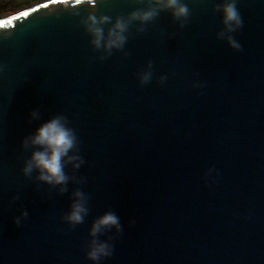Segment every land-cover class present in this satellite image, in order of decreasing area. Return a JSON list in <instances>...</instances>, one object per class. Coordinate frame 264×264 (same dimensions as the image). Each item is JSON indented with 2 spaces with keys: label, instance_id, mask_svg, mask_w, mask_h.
<instances>
[{
  "label": "water",
  "instance_id": "obj_1",
  "mask_svg": "<svg viewBox=\"0 0 264 264\" xmlns=\"http://www.w3.org/2000/svg\"><path fill=\"white\" fill-rule=\"evenodd\" d=\"M185 2L183 28L169 11L144 32L133 22L123 49L103 60L83 18L114 21L146 2L40 0L0 19V264H92L88 230L106 211L122 232L100 236L113 244L101 264H264V0L237 4L239 51L217 38L221 0ZM58 114L84 160L66 165L62 194L21 172L32 151L22 137ZM77 189L89 211L69 228L61 217Z\"/></svg>",
  "mask_w": 264,
  "mask_h": 264
},
{
  "label": "clouds",
  "instance_id": "obj_2",
  "mask_svg": "<svg viewBox=\"0 0 264 264\" xmlns=\"http://www.w3.org/2000/svg\"><path fill=\"white\" fill-rule=\"evenodd\" d=\"M67 5L70 0H59ZM146 2L145 8H137L127 16H116L113 21L108 15H96L90 12L81 21L85 31L90 36V43L96 50H102L100 59H106L110 56L113 49L122 50L128 39L129 26L133 22H138L137 32H144L145 25L156 18L161 11H169L173 20L178 22V27L183 28L188 22L190 10L185 0H139ZM239 0H221L220 3L214 4V10L221 14L223 30L218 32L217 38L226 40L229 47L239 51L241 44L236 40L232 33L238 32L243 26V19L237 7ZM76 3H88L95 6V0H76ZM111 26L105 32L104 25ZM172 34H169L171 37ZM6 70L5 65L0 63V73ZM137 78L141 85L147 84L152 79V62L149 60L144 70L137 73ZM167 77L162 75L160 82L163 83ZM199 86V85H194ZM29 120H39L40 112L33 109L28 114ZM22 150L32 149L28 158L23 160L21 172L23 176L32 178L35 171L34 179L43 182L52 187H57L59 193L67 191L69 176L65 172L66 165H71L73 169H78L83 163V158L78 154V140L76 133L69 126L67 118L63 115H54L48 120L40 123L33 132L22 137ZM71 153V154H70ZM80 183L81 180H75ZM72 202L69 210L61 219L69 226L74 228L76 225L83 223L84 217L88 214V196L85 192L77 189L72 193ZM18 199V197H13ZM28 217V211L21 209L18 216L13 218L17 226L21 225L22 220ZM134 223V221H131ZM114 229L117 234L122 232L120 217L113 211H106L103 215L97 217L88 230L90 239L85 245L86 258L92 264H101V262L113 255V244L108 239H100L104 231Z\"/></svg>",
  "mask_w": 264,
  "mask_h": 264
},
{
  "label": "trees",
  "instance_id": "obj_3",
  "mask_svg": "<svg viewBox=\"0 0 264 264\" xmlns=\"http://www.w3.org/2000/svg\"><path fill=\"white\" fill-rule=\"evenodd\" d=\"M40 0H0V11H14Z\"/></svg>",
  "mask_w": 264,
  "mask_h": 264
},
{
  "label": "rangeland",
  "instance_id": "obj_4",
  "mask_svg": "<svg viewBox=\"0 0 264 264\" xmlns=\"http://www.w3.org/2000/svg\"><path fill=\"white\" fill-rule=\"evenodd\" d=\"M39 2V1H38ZM35 3H37V2H35ZM35 3H32V4H35ZM31 4V5H32ZM31 5H28V6H26V7H23V8H21V9H18V10H14V11H5V10H3V11H0V18H4V17H10V16H12L13 14H16V13H19L20 11H22V10H24V9H26V8H28V7H30Z\"/></svg>",
  "mask_w": 264,
  "mask_h": 264
},
{
  "label": "bare ground",
  "instance_id": "obj_5",
  "mask_svg": "<svg viewBox=\"0 0 264 264\" xmlns=\"http://www.w3.org/2000/svg\"><path fill=\"white\" fill-rule=\"evenodd\" d=\"M11 18V17H10ZM1 19V18H0Z\"/></svg>",
  "mask_w": 264,
  "mask_h": 264
}]
</instances>
